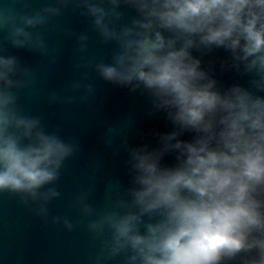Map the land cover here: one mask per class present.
Returning <instances> with one entry per match:
<instances>
[{
    "label": "clouds",
    "instance_id": "9594fccd",
    "mask_svg": "<svg viewBox=\"0 0 264 264\" xmlns=\"http://www.w3.org/2000/svg\"><path fill=\"white\" fill-rule=\"evenodd\" d=\"M71 6L104 44L111 62L88 58L73 68L93 69L104 81L147 93L150 114L164 112L173 130L158 133L159 146L125 147L129 185L109 181L98 211L91 190L74 201L87 230L100 241L93 264L117 257L122 264H264V0H51L30 12L0 6V32L8 46L46 56L38 29ZM131 9L136 15L129 16ZM75 38L82 59L89 37ZM223 48V66L249 75V87L221 90L200 67L201 53ZM84 80L87 76L83 77ZM80 102L93 83L71 85ZM21 90L36 93L32 68L0 48V193H11L45 222L72 231L80 221L49 214L61 193L65 161L76 156L75 138L45 129L40 116L20 108ZM77 97L50 92V105ZM194 132L189 140L179 137ZM175 152L176 163L162 158Z\"/></svg>",
    "mask_w": 264,
    "mask_h": 264
},
{
    "label": "water",
    "instance_id": "95a60500",
    "mask_svg": "<svg viewBox=\"0 0 264 264\" xmlns=\"http://www.w3.org/2000/svg\"><path fill=\"white\" fill-rule=\"evenodd\" d=\"M51 0H0V6H7L19 12H30L46 6ZM126 10L129 16L136 13ZM86 33L89 37L88 52L84 59L75 53V38L67 31ZM48 41L49 52L41 56L27 48L14 49L8 46L6 33L0 32V48H8V54L15 55L20 62L30 66L36 79V93L21 90L20 108L26 115L40 116L45 129L57 131L64 138H75L80 146L79 153L65 161L57 189L61 195L49 205V214L67 216L76 227L66 230L61 224L45 222L30 208L19 202L11 193H0V264H93L100 241L88 232L87 219L81 220L74 201L82 192L91 190L89 202L103 211L111 207L104 197L109 181L119 180L129 185L125 147L148 145L159 146L158 133L173 130V124L164 112L150 114L151 100L147 93L130 92L128 88L104 81L90 68H73L74 64H85L88 58L111 62L114 42L100 41L90 22L79 15L71 6L65 8L60 17L38 29ZM201 60L200 67L209 72L224 90L233 84L249 87V75L223 66L229 53L223 48H213L201 53L192 50ZM87 76L84 80L83 77ZM81 80L93 83L95 94L87 102H80V93L73 92L71 85ZM61 96H75L71 103L50 105V92ZM264 95V93H258ZM194 132L185 131L179 138L191 140ZM175 152L167 153L161 160L163 166L176 163ZM107 264H122L117 257ZM232 264H239L238 261Z\"/></svg>",
    "mask_w": 264,
    "mask_h": 264
}]
</instances>
